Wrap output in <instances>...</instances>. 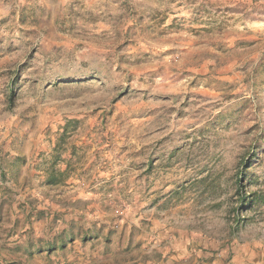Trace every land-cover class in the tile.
Masks as SVG:
<instances>
[{"label":"rangeland","instance_id":"rangeland-1","mask_svg":"<svg viewBox=\"0 0 264 264\" xmlns=\"http://www.w3.org/2000/svg\"><path fill=\"white\" fill-rule=\"evenodd\" d=\"M238 192L264 195V0H0V264L264 244Z\"/></svg>","mask_w":264,"mask_h":264},{"label":"crops","instance_id":"crops-1","mask_svg":"<svg viewBox=\"0 0 264 264\" xmlns=\"http://www.w3.org/2000/svg\"><path fill=\"white\" fill-rule=\"evenodd\" d=\"M184 237L183 240L174 237V244L170 248L148 249L136 259L140 260L145 254L143 262L137 264H264V244L262 243H245L232 248H222L218 244L214 247L202 245L201 250H194L195 248L192 247L195 246L196 237L192 234L189 236L185 234ZM74 255L77 256V264H88V257H85L84 253L77 251ZM0 257H3L1 251Z\"/></svg>","mask_w":264,"mask_h":264},{"label":"trees","instance_id":"trees-1","mask_svg":"<svg viewBox=\"0 0 264 264\" xmlns=\"http://www.w3.org/2000/svg\"><path fill=\"white\" fill-rule=\"evenodd\" d=\"M254 152V151H253ZM253 158H255V155L253 153L251 156L244 161L242 164V167L245 168V171L250 167V163L253 162ZM63 174L62 172H59L54 169V167L51 168V171L48 174L47 182L50 185H55L57 183L62 182L63 180ZM245 174H241V178L238 181V187L242 190L246 188V186L241 184V180ZM203 181L204 179H199V181ZM197 181V182H199ZM237 196H239V199H236L235 201L239 204V206L236 208V214H239L242 210L245 208H251L254 203L258 204H264V195L260 193H249L248 196H242L240 195V192L237 193Z\"/></svg>","mask_w":264,"mask_h":264}]
</instances>
